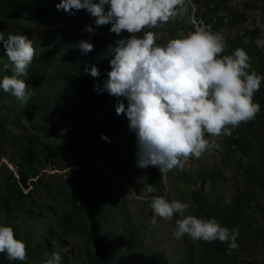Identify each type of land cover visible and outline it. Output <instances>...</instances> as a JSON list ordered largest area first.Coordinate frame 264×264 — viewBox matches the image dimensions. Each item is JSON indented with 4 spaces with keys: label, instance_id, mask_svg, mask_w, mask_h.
<instances>
[{
    "label": "rangeland",
    "instance_id": "obj_1",
    "mask_svg": "<svg viewBox=\"0 0 264 264\" xmlns=\"http://www.w3.org/2000/svg\"><path fill=\"white\" fill-rule=\"evenodd\" d=\"M194 2L197 3L202 14L219 12L228 16L230 23L218 26L216 29V33L223 37L225 43L222 55L233 53L229 51L230 36L236 34L235 38H237L241 30L260 28V35L254 31L250 32L246 38L239 40L243 43L242 47L249 56L251 65L249 71L257 72V59H254L249 52L251 44L256 39L261 52L264 53V0H194ZM252 2L255 3L256 8L246 9L245 5ZM210 9L213 11L211 12ZM243 13L244 19L248 15L249 20L254 19L255 25L239 23V20H235V15ZM56 20L58 18L54 16H52L51 23L0 20V36L7 39L9 34L26 35L33 42L34 59L44 58V74L54 77L55 74L62 73L66 69L64 66L65 55H74L81 51L75 46L79 41L88 40L96 48L109 41L114 43L117 39L131 35L122 32L117 36L110 32L111 25L109 24L96 28V34L90 36L89 33L83 31L88 24H93L95 27L94 18L89 14L79 18L78 23L74 22L69 27L66 26L67 30L64 32L60 31L58 27L63 24V20L60 22ZM148 30L145 29V31ZM151 31L156 33V42L161 45L166 44L169 39L190 33L188 27L175 26L173 20L151 29ZM4 64H8L9 67L0 73L11 72L12 74V66L6 56V50L0 42V68ZM23 78L25 79V77ZM2 79L3 77L0 76V80ZM37 81L38 78L26 81L28 90L35 83L38 85ZM95 86L92 82L91 88ZM56 88H59V84L50 82L37 94L36 98L48 97L49 92ZM52 101L55 103L54 99ZM18 104L19 100L0 89V114L6 120L7 130L15 134L18 131H23V133L33 135L39 141H46L54 147L63 145V152L69 156L67 161L63 154L60 156L52 153L50 155L41 154V156L39 153L37 154L36 160L40 165L39 180H42V187L32 199L26 198L25 203L19 208L8 210L2 205L0 197V226H10L22 240L25 237L31 245H34L46 228L55 229L48 237L49 247L52 250L46 259L57 252L61 255V264H89L86 256V249L90 247L89 241L81 235L68 233L63 228H59L55 217L65 209L64 204L55 206L49 192L56 190L64 180L76 179L75 181L84 183L85 162L91 159L94 161V176L90 183L94 194L92 198L97 200V193L105 192V185H107L108 201L111 204H119L117 205L118 209L105 210L101 216L103 220L101 229L109 232L108 239L116 257V264H264V246L256 240L255 236L254 239L252 238V233L246 231L243 234L239 226L230 224L228 228L230 233L233 230L238 232L237 257L235 260L223 261L219 256L212 258L211 254L207 253L208 245L203 240H192L187 235L179 241L176 240L174 231L175 219L178 216L172 220L156 217V223L151 222L154 215L151 199L153 196L159 195L165 196L169 200L176 199L187 203L189 208L186 215H195L191 190L198 188L203 179L206 181V195L221 206L229 208L236 192L240 189L254 197L256 195V200L264 206V181L262 188L258 189V195L253 194L255 190L254 175L261 171L257 166L261 163L264 165V129L258 120L253 119L242 123L234 129H240V133L246 135L245 152L232 149L228 145V136L216 137L214 139L219 144L218 148L210 147L199 158H189L182 170L175 168L166 175H162L157 167L154 171L152 170L153 166L147 168L137 166L138 144L134 131L129 127L120 132L112 130L109 118L100 115L93 108L83 113L79 136L70 141L66 137L67 133L75 131L76 124L59 126L62 114L68 107L66 99L62 103V108L54 107L53 111L49 113L38 112L32 109V106L27 107L25 111L29 112L31 123L27 124V122L24 129L18 128L12 121V117H9L12 111L19 110ZM33 125L35 127H32ZM51 128L53 131H50ZM90 128H94L100 137L97 149L95 146L91 147L87 142L90 137ZM11 133L6 136L9 137ZM206 138L213 139L208 136ZM72 143L74 144L72 145ZM68 144L69 149H67ZM20 150L19 143H14L9 139H0V196L5 193L4 184L9 170L16 171L17 169L16 163L20 159ZM247 165H252L253 173L251 175H247L244 171ZM148 184H152L156 188L154 193L144 191V187ZM68 188L70 191L72 185H68ZM25 191L27 192L28 189ZM255 205V201L246 202V212L243 218L249 220L253 229L260 230L264 235V216L261 212L255 211ZM242 235H245L247 239L244 244ZM39 256L40 254H37V258H33L31 264L37 261Z\"/></svg>",
    "mask_w": 264,
    "mask_h": 264
},
{
    "label": "clouds",
    "instance_id": "obj_2",
    "mask_svg": "<svg viewBox=\"0 0 264 264\" xmlns=\"http://www.w3.org/2000/svg\"><path fill=\"white\" fill-rule=\"evenodd\" d=\"M56 8L70 15L87 10L94 18L95 27L88 24L83 31L90 36L96 34V28L109 24L110 32L117 36L122 32L131 34L117 39L115 45L112 42L108 45L107 50L112 54L111 70L104 89L128 101L126 108L121 100L116 113H126L130 130L136 133L138 167L153 166L152 170L157 167L162 175L175 168L182 170L189 158H199L210 147L218 148L214 138H239L240 132L234 129L253 120L260 111L254 94L264 77L249 71V56L244 49L222 55L225 43L216 29L230 23V20L223 21L228 16L219 12L202 14L194 0H61ZM193 13L205 20L218 16L221 21L213 32L200 26L194 29ZM170 20L177 27H188L190 33L158 44L156 33L151 29ZM242 22L255 25L248 15L239 23ZM252 31L241 30L237 38ZM235 35L230 36L231 41L236 39ZM0 42L12 65V74L0 80V89L26 104L30 93L23 77L28 75L35 56L33 42L20 34H9L7 39L0 36ZM75 46L84 53L94 48L88 40H81ZM8 67L4 64L0 71ZM90 74L99 76L95 64L91 65ZM97 89L100 91L99 86ZM144 191L154 193L156 188L148 184ZM151 208L153 224L156 217L172 220L178 216L174 231L178 241L187 235L192 240H219L230 242V248L238 246L237 231L230 233L214 218L186 215L187 203L159 195L152 197ZM0 253H6L9 260L27 258L26 243L15 237L10 226H0ZM42 264H61L60 253L54 252Z\"/></svg>",
    "mask_w": 264,
    "mask_h": 264
},
{
    "label": "trees",
    "instance_id": "obj_3",
    "mask_svg": "<svg viewBox=\"0 0 264 264\" xmlns=\"http://www.w3.org/2000/svg\"><path fill=\"white\" fill-rule=\"evenodd\" d=\"M59 2H61V0H0V20L6 22L26 20L30 23H51L52 16H54L58 18V20H56L57 22L63 20V24L58 27L60 31L64 32L67 30L66 26L69 27L74 22L78 23L79 18H83L89 14L85 9L77 11L75 15H70L63 10L58 11L56 4ZM245 6L246 9L256 8L253 2L247 3ZM210 11L212 12L213 10L210 9ZM205 15L208 14L205 13ZM235 20H239V22L244 20V13L235 15ZM254 31L258 34L260 28L256 27L252 32ZM247 35H249L248 32L232 40L229 51L234 52L238 46L243 49V43L239 40L246 38ZM110 43L111 42H107L102 46L93 48V50L88 53L80 51L74 55H65L64 66H66V69H64L62 73L58 72L54 77L44 74V58H39L37 60L33 59V62L28 68V75L25 77V80L32 81L38 78V85L35 83L33 87L29 89L30 95L28 102L22 104L19 101V110L12 111L9 114V117H12V121L16 123L18 128L24 129L27 122V124L31 123L29 112H27V114L25 111L27 107L32 106V109L38 112L49 113L53 111L54 107L62 108V103L66 99L68 107L62 114L60 120L61 125L59 126H67L70 123L76 124V130L67 133L66 137L70 141L75 140L79 136L83 113H86L92 108L100 115L105 116V118H109L112 130L120 132L123 129H127L130 121L126 113L120 115L116 113V106L121 100H123L127 108V99L110 95L109 92L104 89V83L108 79V72L111 70L110 60L112 59V54L107 50ZM249 53H251L254 59H257L258 71L256 73L264 77V53L261 52L256 43V39H254L251 44V51ZM93 64L99 69L98 77H93L90 74V68ZM85 68H88L89 71L85 72ZM0 74V76L4 78V76L11 75V72H2ZM50 82L58 83L59 88L49 92L48 97L36 98L37 94ZM92 82L96 85L94 88H91ZM97 86H99L100 91H98ZM53 99L55 103L52 101ZM254 102L260 105V111L254 119L258 120L264 129V79L261 81L260 89L254 94ZM32 127L35 126L33 125ZM50 131H53V128H51ZM238 131L241 132L240 129L237 130V132ZM8 133L10 134L11 132L7 130L6 120L4 116L0 114V139H9L21 145L20 159L16 163L17 169L16 171L9 170L4 184L5 193L0 196L2 205L9 210L16 207L19 208L25 203L24 201L26 198L32 199L41 189L42 180H39L40 165L36 160L38 153L40 156L41 154L50 155L51 153L58 156L63 154L67 161L69 160V156H66L67 154L63 152V145L54 147L46 141H39L38 138L33 135L23 133V131H18L16 134L11 133V135L7 137L6 135ZM89 134L90 137L87 142L91 147L95 146L96 149L99 148L98 144L100 137L98 132L94 128H90ZM246 142V135L242 134L239 138H228V145H230V147L234 146V150H243L245 152L244 147L246 146ZM73 144L74 143H72V145ZM68 147L69 144L67 145V149H69ZM93 163L94 161L91 159L85 162L86 173L84 174V183L77 182L75 181L76 179L64 180L56 190L49 192L52 203L55 206L64 204L65 208L55 217V221L58 222L59 225L56 224L59 228H63L65 232L81 235L89 241L90 247L86 249V256L89 264H116V257L110 247L108 239L109 232L103 230V228L101 229L103 222L101 216L105 210L118 209L117 205L119 204H111L108 201L109 196L106 192L107 185H105V192L97 193V200H95L94 197L92 198L94 194L92 193L90 183L94 176ZM257 168L261 169V171L254 175V195H258V189L262 188L264 181V165L261 163ZM244 171L247 175H251L253 173L252 165H247ZM205 183L206 181L203 179L198 188L191 190V197L195 204V216L204 219L214 218L222 227L226 228H229L230 224L239 226L243 234L246 231L252 233V238L254 239L256 237V240L264 246L263 233L258 229H253L249 220L243 218L246 212V202L248 201H255V211L261 212L264 216V206L260 201L256 200V195L254 197L252 194L245 193V190L240 189L236 192L231 206L227 208L211 200L206 195ZM68 185H72L70 191ZM31 186L32 188H30ZM26 189H28L27 192L25 191ZM54 230L55 229L46 228L45 232L41 233L39 240L34 245H31L30 241L25 237V241L22 240L19 234L14 230L15 237L26 243L27 258L24 261L9 260L6 253H0V264H31L33 258H37V254H40V258L38 260L36 259L37 261L33 262V264H42V261L46 259V256L49 255L52 250L49 247L48 237ZM242 236L244 244L247 239L245 235ZM206 243L208 245L206 251L209 255L211 254L212 258L219 256L221 260L224 261L227 259L235 260L237 257L238 249L230 248V242H220L216 240Z\"/></svg>",
    "mask_w": 264,
    "mask_h": 264
},
{
    "label": "built area",
    "instance_id": "obj_4",
    "mask_svg": "<svg viewBox=\"0 0 264 264\" xmlns=\"http://www.w3.org/2000/svg\"><path fill=\"white\" fill-rule=\"evenodd\" d=\"M180 20V19H179ZM229 20L228 17H224L223 21L224 23H227ZM221 19L218 16H213L211 20H205L203 18H197L194 13L192 14V23L194 25V29H196L197 26L200 27H206L209 28L212 32L218 23H220ZM251 21V20H249Z\"/></svg>",
    "mask_w": 264,
    "mask_h": 264
},
{
    "label": "bare ground",
    "instance_id": "obj_5",
    "mask_svg": "<svg viewBox=\"0 0 264 264\" xmlns=\"http://www.w3.org/2000/svg\"><path fill=\"white\" fill-rule=\"evenodd\" d=\"M172 178H174V177H172Z\"/></svg>",
    "mask_w": 264,
    "mask_h": 264
}]
</instances>
